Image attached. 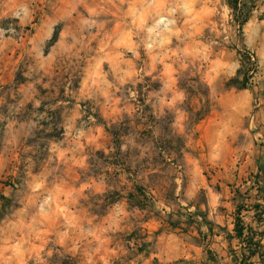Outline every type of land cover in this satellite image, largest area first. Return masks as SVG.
Returning a JSON list of instances; mask_svg holds the SVG:
<instances>
[{"label":"rangeland","instance_id":"rangeland-1","mask_svg":"<svg viewBox=\"0 0 264 264\" xmlns=\"http://www.w3.org/2000/svg\"><path fill=\"white\" fill-rule=\"evenodd\" d=\"M256 3L240 28L227 0H0V264H240L239 210L264 248Z\"/></svg>","mask_w":264,"mask_h":264},{"label":"trees","instance_id":"trees-1","mask_svg":"<svg viewBox=\"0 0 264 264\" xmlns=\"http://www.w3.org/2000/svg\"><path fill=\"white\" fill-rule=\"evenodd\" d=\"M227 3L240 28H243L249 23L254 11L258 8L256 0H227ZM53 43H56V40L53 41ZM240 55L241 67L237 72V76L230 80L229 85L238 90H250V83L258 69L257 60L248 52ZM41 111L45 113L44 108H42ZM48 119L49 117L38 123V128L34 137L30 139L28 144V146L33 149V154L30 156V159L36 167V170L41 167V164L45 161V155L48 151L50 142L58 141L60 140V136L62 137L64 135V129L60 122L54 125L52 131H54L55 134L46 135V128L51 125ZM21 169L22 165L20 167V170ZM0 199L4 202L7 201L4 196H0ZM255 209L258 211L259 215L261 214L259 216V221L262 222L264 212L260 211L261 205H257ZM235 222V239L238 240L242 246V259L240 260V264H251L255 258H259L261 263L264 264L263 242L261 240L258 241L256 239V232L252 228L246 226L241 216V210L237 212Z\"/></svg>","mask_w":264,"mask_h":264}]
</instances>
